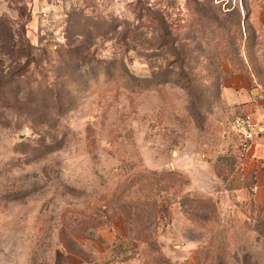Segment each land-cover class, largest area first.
<instances>
[{
	"label": "rangeland",
	"instance_id": "374dc122",
	"mask_svg": "<svg viewBox=\"0 0 264 264\" xmlns=\"http://www.w3.org/2000/svg\"><path fill=\"white\" fill-rule=\"evenodd\" d=\"M264 0H0V264H264L226 84L264 86Z\"/></svg>",
	"mask_w": 264,
	"mask_h": 264
},
{
	"label": "crops",
	"instance_id": "0c3cea01",
	"mask_svg": "<svg viewBox=\"0 0 264 264\" xmlns=\"http://www.w3.org/2000/svg\"><path fill=\"white\" fill-rule=\"evenodd\" d=\"M264 38V12L258 18ZM234 82L226 84L222 91L232 111L237 114L251 112L259 124V132L255 135L249 148L245 173L256 166L251 186L253 199L259 206H264V86L254 73L248 72L242 78L239 74L233 77ZM254 187V188H253Z\"/></svg>",
	"mask_w": 264,
	"mask_h": 264
},
{
	"label": "built area",
	"instance_id": "2783aa9c",
	"mask_svg": "<svg viewBox=\"0 0 264 264\" xmlns=\"http://www.w3.org/2000/svg\"><path fill=\"white\" fill-rule=\"evenodd\" d=\"M237 130V140L234 141V151L238 162L246 165L248 162L249 148L255 135L259 132V124L251 112H244L236 117L233 122ZM254 188V187H253Z\"/></svg>",
	"mask_w": 264,
	"mask_h": 264
},
{
	"label": "trees",
	"instance_id": "16d2710c",
	"mask_svg": "<svg viewBox=\"0 0 264 264\" xmlns=\"http://www.w3.org/2000/svg\"><path fill=\"white\" fill-rule=\"evenodd\" d=\"M234 158L235 159H237V157H236V155H235V153H234ZM255 169H256V166H254V167H252L251 169H249L246 173H245V175L248 177V179L250 180V184L252 185V183H253V177H254V171H255ZM245 172V171H244Z\"/></svg>",
	"mask_w": 264,
	"mask_h": 264
}]
</instances>
